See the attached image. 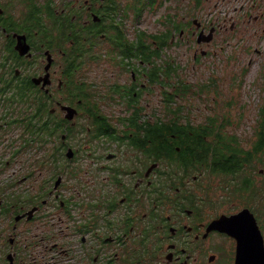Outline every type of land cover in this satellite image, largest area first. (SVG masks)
<instances>
[{"label":"flooded vegetation","instance_id":"flooded-vegetation-1","mask_svg":"<svg viewBox=\"0 0 264 264\" xmlns=\"http://www.w3.org/2000/svg\"><path fill=\"white\" fill-rule=\"evenodd\" d=\"M159 6L0 0V264H236L254 222L264 246L262 119L238 136L224 89L202 120L162 118L180 84L143 27ZM191 22L170 45L198 62L221 28Z\"/></svg>","mask_w":264,"mask_h":264},{"label":"rangeland","instance_id":"rangeland-1","mask_svg":"<svg viewBox=\"0 0 264 264\" xmlns=\"http://www.w3.org/2000/svg\"><path fill=\"white\" fill-rule=\"evenodd\" d=\"M193 2L160 0L155 14L146 13L144 18L143 27L147 31L155 28V32L169 34L174 33V24L177 25L176 37L181 29L185 30V36L190 27L195 31L196 24L191 22L194 20L208 28H221L209 49V55L202 56L198 62L194 61L191 43L188 46L185 43L176 44L162 50L160 64L172 69L173 85L179 83L180 91L174 98V112L163 110L161 116L164 120H188L194 117L202 120L212 114L211 106L217 108L218 93L224 89L226 99L234 100L229 112L236 118L243 111L242 105L245 106L241 125L232 130L249 140L259 130L258 119L263 121L264 0ZM215 97L217 101H213ZM214 112L218 111L215 109Z\"/></svg>","mask_w":264,"mask_h":264},{"label":"water","instance_id":"water-1","mask_svg":"<svg viewBox=\"0 0 264 264\" xmlns=\"http://www.w3.org/2000/svg\"><path fill=\"white\" fill-rule=\"evenodd\" d=\"M212 40V34L203 37V34L198 38L199 42H208ZM254 231H257V246H254L253 251H247L244 247L239 246V251L237 254L236 264H264V246L263 239L260 234L259 227L254 222ZM255 238V235H253Z\"/></svg>","mask_w":264,"mask_h":264},{"label":"trees","instance_id":"trees-1","mask_svg":"<svg viewBox=\"0 0 264 264\" xmlns=\"http://www.w3.org/2000/svg\"><path fill=\"white\" fill-rule=\"evenodd\" d=\"M170 23H171V21H170ZM174 29H177V26L175 24H174ZM171 35H172V32L169 33V34L165 33V34L162 35V37H161V39H163L162 42H161V48L162 49H164L167 46H171L170 45ZM171 70L172 69L169 66L166 67V66L162 65V67H161L162 74L166 75L168 77V79L171 76ZM179 91H180V86L178 87V91L177 92H179ZM261 115L263 117V121L261 123V127L264 130V111L261 113ZM233 157H236V158H238L240 160H243L242 151L241 150L234 151L233 152ZM220 159L221 158H217V157H215L213 159L211 157V159H208V162H210V167L215 168L217 170L219 168V166H220V162H221Z\"/></svg>","mask_w":264,"mask_h":264},{"label":"built area","instance_id":"built-area-1","mask_svg":"<svg viewBox=\"0 0 264 264\" xmlns=\"http://www.w3.org/2000/svg\"><path fill=\"white\" fill-rule=\"evenodd\" d=\"M162 57H163V54H162ZM162 57H161V60H162Z\"/></svg>","mask_w":264,"mask_h":264}]
</instances>
